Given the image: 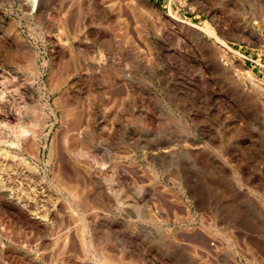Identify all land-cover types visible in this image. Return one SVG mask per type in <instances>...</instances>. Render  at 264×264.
Masks as SVG:
<instances>
[{
  "label": "rangeland",
  "instance_id": "obj_1",
  "mask_svg": "<svg viewBox=\"0 0 264 264\" xmlns=\"http://www.w3.org/2000/svg\"><path fill=\"white\" fill-rule=\"evenodd\" d=\"M31 1L0 0V264H264V0Z\"/></svg>",
  "mask_w": 264,
  "mask_h": 264
},
{
  "label": "built area",
  "instance_id": "obj_2",
  "mask_svg": "<svg viewBox=\"0 0 264 264\" xmlns=\"http://www.w3.org/2000/svg\"><path fill=\"white\" fill-rule=\"evenodd\" d=\"M240 56L245 62L249 61L252 64V67L248 68L247 72L250 73L254 68L260 69L259 73H261L262 70L264 71V47L251 48L250 52L244 51L243 53H240Z\"/></svg>",
  "mask_w": 264,
  "mask_h": 264
},
{
  "label": "bare ground",
  "instance_id": "obj_3",
  "mask_svg": "<svg viewBox=\"0 0 264 264\" xmlns=\"http://www.w3.org/2000/svg\"><path fill=\"white\" fill-rule=\"evenodd\" d=\"M31 3H32V6L34 7V8H37L38 6H39V0H32L31 1ZM69 109V108H68ZM66 110V109H65ZM63 113V112H62ZM28 115V114H27ZM87 115V114H86ZM77 128V127H76ZM28 130V129H27ZM25 128L22 130V135H23V137H26V136H29V132L27 131ZM37 130V129H36ZM21 135V134H20ZM37 135V134H36ZM27 139V138H26ZM20 140V139H19ZM62 142V141H61ZM16 145V144H15ZM79 150V149H78ZM13 154V153H12ZM18 177V176H17ZM1 181V180H0ZM32 185V184H31ZM27 194V193H26ZM23 197V196H22ZM29 197V196H28ZM38 199V198H37ZM106 202V201H105ZM15 203V207L18 209V210H20V211H24V208L25 207H23L24 205L22 204V203H19V202H14ZM20 204H22V205H20ZM60 204V203H59ZM62 205V204H61ZM28 206V205H27ZM65 207V206H64ZM27 208V207H26ZM84 209H85V207H84ZM88 210V209H87ZM20 211H18L19 213H20ZM25 212V211H24ZM29 212V211H28ZM28 212H25L26 214H27V217L29 218V220H30V218L33 220V215L32 214H29ZM31 213V212H30ZM23 214V213H22ZM39 214V213H38ZM32 215V216H31ZM37 216V215H36ZM53 216V215H52ZM25 217H26V215H25ZM41 217V216H40ZM61 217V216H60ZM37 218V217H36ZM65 224V223H64ZM60 227V226H59ZM63 232V231H62ZM66 232V231H65ZM59 234V233H58ZM61 234V233H60ZM68 235V234H67ZM59 239V238H58ZM67 239V238H66ZM65 240V239H64ZM60 242V241H59ZM63 244V243H62ZM61 246V245H60ZM64 247V246H63ZM62 247V248H63Z\"/></svg>",
  "mask_w": 264,
  "mask_h": 264
}]
</instances>
